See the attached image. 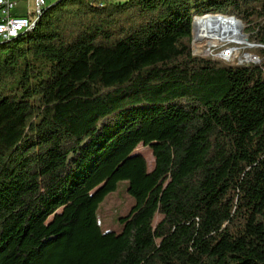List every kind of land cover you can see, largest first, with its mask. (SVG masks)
I'll use <instances>...</instances> for the list:
<instances>
[{
  "label": "trees",
  "instance_id": "trees-1",
  "mask_svg": "<svg viewBox=\"0 0 264 264\" xmlns=\"http://www.w3.org/2000/svg\"><path fill=\"white\" fill-rule=\"evenodd\" d=\"M207 14L264 46V0H61L0 38V264H264V49L194 55Z\"/></svg>",
  "mask_w": 264,
  "mask_h": 264
},
{
  "label": "rangeland",
  "instance_id": "rangeland-1",
  "mask_svg": "<svg viewBox=\"0 0 264 264\" xmlns=\"http://www.w3.org/2000/svg\"><path fill=\"white\" fill-rule=\"evenodd\" d=\"M61 0H46L45 8L55 5ZM116 3H123L124 0H114ZM34 0H22L21 7L25 8L32 6ZM209 17L220 16L229 18L221 14H207ZM207 15H205L207 17ZM201 18V17H199ZM204 18V17H203ZM235 21H239L235 17ZM201 19H193L192 21V53L197 56L207 57V35L204 34V23H200ZM235 29V30H234ZM221 44H216V51H225L228 49V43H232L234 38V50H241V43H247V35L244 33L243 25H233L230 30L220 29ZM209 49V48H208ZM255 49H258L257 44L250 43V52L253 53ZM138 152L144 154L146 159L151 161L150 152L144 148L140 147ZM127 184L126 182H121L116 190L109 194L105 200L100 204L97 212V222L102 233L113 232L119 233L121 230V225L119 218L126 216L131 206L133 205V199L126 192Z\"/></svg>",
  "mask_w": 264,
  "mask_h": 264
},
{
  "label": "built area",
  "instance_id": "built-area-1",
  "mask_svg": "<svg viewBox=\"0 0 264 264\" xmlns=\"http://www.w3.org/2000/svg\"><path fill=\"white\" fill-rule=\"evenodd\" d=\"M45 2L46 0H34L32 15L29 17H19L14 15V11L18 5L17 0H0V36L12 33L17 28L26 25L27 21L30 20L37 9ZM200 23H204V34L207 35L208 58L226 64L260 65V56L250 52L251 41L248 37L247 43H241V50H234V38L232 43H228V50L216 51V44H221L220 29L230 30L231 25L242 24L240 21L220 20L217 19V16H213L212 19Z\"/></svg>",
  "mask_w": 264,
  "mask_h": 264
},
{
  "label": "bare ground",
  "instance_id": "bare-ground-1",
  "mask_svg": "<svg viewBox=\"0 0 264 264\" xmlns=\"http://www.w3.org/2000/svg\"><path fill=\"white\" fill-rule=\"evenodd\" d=\"M44 6H45V4H42V6H40V8L37 9L36 13H34V16H33L34 18H32V19H35V20L33 22L31 21L32 19H30V20L27 21L26 25H23V27L17 28L16 30L12 31V33H6L4 35H1L0 38H2V39L12 38V37L16 36L19 32H21V31H23L25 29H28L29 27H32L35 24V22L37 21V18H35V17L40 16V13H41L42 9L44 8ZM212 18L213 17H209V15H207V17L206 16H202L201 18L195 17L193 19H201L200 21L203 22V21H206V20H209V19H212ZM217 19L235 21V20H233V18H230V17L229 18H225V17L217 16ZM231 26H233V25H231ZM203 32H204V30H203ZM258 48L264 49V46L258 45ZM226 50H228V49H226Z\"/></svg>",
  "mask_w": 264,
  "mask_h": 264
},
{
  "label": "crops",
  "instance_id": "crops-1",
  "mask_svg": "<svg viewBox=\"0 0 264 264\" xmlns=\"http://www.w3.org/2000/svg\"><path fill=\"white\" fill-rule=\"evenodd\" d=\"M18 5L14 11V15L15 16H19V17H29L32 15L33 12V5L32 6H28L25 8L21 7V2L22 0H17ZM45 4V3H44Z\"/></svg>",
  "mask_w": 264,
  "mask_h": 264
}]
</instances>
